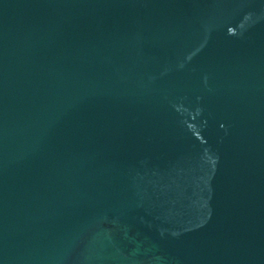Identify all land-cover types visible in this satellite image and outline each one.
I'll use <instances>...</instances> for the list:
<instances>
[{
  "label": "water",
  "instance_id": "water-1",
  "mask_svg": "<svg viewBox=\"0 0 264 264\" xmlns=\"http://www.w3.org/2000/svg\"><path fill=\"white\" fill-rule=\"evenodd\" d=\"M0 264H264V0H0Z\"/></svg>",
  "mask_w": 264,
  "mask_h": 264
}]
</instances>
